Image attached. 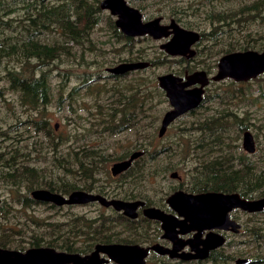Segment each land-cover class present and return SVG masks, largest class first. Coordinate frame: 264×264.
I'll use <instances>...</instances> for the list:
<instances>
[{
    "label": "trees",
    "instance_id": "obj_1",
    "mask_svg": "<svg viewBox=\"0 0 264 264\" xmlns=\"http://www.w3.org/2000/svg\"><path fill=\"white\" fill-rule=\"evenodd\" d=\"M100 0H0V102L5 104L6 97H3L1 91L14 92L16 94L12 100H8L10 112L14 106L20 110L25 108H36L37 115L27 119L28 123L35 129L41 130L43 137L36 135L37 139L31 142H26L20 136V140L13 139L11 146L3 143L2 140L10 139L8 137L7 128H11V124L7 127L0 126V182L8 186L11 193V201L4 205L6 209L13 207L24 211L25 208L32 204L29 192L34 189H47L56 193H67L76 188H85L93 183V179L97 170H101L104 176L108 175V171L102 168L107 157L113 154L103 153L105 150H100L91 147L83 146L79 151L72 153H62L59 146L64 143L66 136L64 133L58 132L54 134L49 127V121L52 118L47 114L49 108H54L56 113L62 110L63 102V84L67 80V76L71 72V65L82 64L77 56V50H82L86 45V37H91V29L100 20L98 3ZM211 0H198L193 6L187 5V10L198 11L203 8L206 13V18L211 15L217 17L218 21H226L227 18H232L236 14L251 15L255 20L258 17L264 18V0H256L250 4H246L237 11H215L208 10L206 5ZM176 6V5H174ZM172 7L170 11L173 9ZM176 9L172 10L173 13ZM214 13V15H212ZM174 16V15H172ZM205 19V18H204ZM195 22H184L188 29H196ZM108 28L110 29L109 37L113 40L121 41V34L114 30L113 22L110 16L107 15ZM204 26V24H202ZM202 26V35H206V29ZM262 33L259 34L260 42L252 43L249 41L242 42L238 45L228 46L223 53L234 50L254 49L257 51L264 50V28H261ZM47 36L48 38L45 39ZM248 32L246 36L251 37ZM96 42V50H100V42ZM124 42V41H123ZM76 47V49H75ZM69 62L66 69H61L60 65L64 60ZM13 62L19 63V68L16 69ZM156 65V63H153ZM51 70H57L59 76L58 87H53L50 83ZM50 73V74H49ZM262 76V75H261ZM261 76L258 79H264ZM90 74L83 72L80 76V85L84 88L90 87L88 81ZM97 77V75H94ZM150 91L160 90L155 80H150ZM257 94H251L250 90L241 92L237 90L236 97L238 98V107L246 105L248 108L242 112H236L228 108H220L215 114H207L196 119L197 125L192 124L191 128L195 127L203 130H212L213 133H203L196 136L190 145L203 146H218L220 153L228 154L229 160L227 165L223 163L221 158L214 157L208 164L201 169L203 172L202 182L197 183L199 190L209 189L224 192H238L246 198H259L264 196V105L260 109L250 110L258 100L264 101V83L261 84ZM134 92L132 98V109L130 113L121 115L123 126L119 127H103L105 121L101 118L90 121L84 132L79 134L77 131L72 135L74 142L80 141L92 131L98 129L102 125L103 129L114 133L123 130L129 123L134 135V141L139 144L138 147H143L147 144L158 140L159 136L153 127V115L146 113L144 110L145 100L144 93L139 94V88L133 86ZM145 89V88H144ZM57 90L56 95L54 92ZM78 90V87H71L69 90V105L71 106L70 98ZM98 91V90H96ZM157 93V92H156ZM113 95V90L109 96ZM116 97H130L127 94H121L118 90L114 92ZM7 99V98H6ZM152 101L150 105L152 107ZM12 106V108H11ZM228 115L231 119L228 118ZM14 125L21 123L20 116H13ZM5 120L0 117V123ZM251 126L257 129V132L251 131ZM249 130L256 141V150L253 154L248 155L244 152H238L233 144V141H224L225 138L230 139L233 132H241ZM2 144V145H1ZM28 145L51 146L48 150L42 149L32 152ZM180 144H177V146ZM182 151H189L184 149ZM46 152V154H44ZM156 151L148 152L149 161H153ZM175 153L171 151V154ZM125 153L118 155L117 159L123 158ZM236 155V156H235ZM156 162V160L154 161ZM137 165L133 163L132 180L136 183H145L152 181L160 173H166L169 168H164L163 164L154 165ZM71 175L72 179H67L66 175ZM83 179V182L78 185L76 180ZM5 201V200H4ZM4 205L2 207H4ZM50 208H58L54 205H48ZM0 209H2L0 207ZM253 212L245 214L249 221L244 224V233L247 237L246 243L248 248L241 250L240 256L251 259L254 263L264 262V251L262 250V242H264V225L261 219H258L259 214ZM25 215L23 222L18 225L15 221H9L7 211L3 212L0 221V246L23 250L24 242H19L16 237L19 231L25 233L27 230H39V223L30 215ZM22 216V215H21ZM28 221L35 223L36 228L29 226ZM66 222L61 223L64 230L57 223L48 224L43 227L40 232H36L34 238L28 240V246H38L48 244L56 250H62L70 253L85 254L92 250L94 243L100 240L137 242L143 240L145 233L137 229L135 223L126 220L118 214L110 215L106 219L102 214L95 218H90L83 215L68 217ZM115 225L132 226L130 229L137 230L127 237L119 236L118 232L111 231L110 222ZM85 228H82V225ZM30 227V228H29ZM82 238V239H81ZM45 243V244H43ZM27 246V247H28ZM235 256H228L220 261L227 262L234 259Z\"/></svg>",
    "mask_w": 264,
    "mask_h": 264
},
{
    "label": "rangeland",
    "instance_id": "obj_2",
    "mask_svg": "<svg viewBox=\"0 0 264 264\" xmlns=\"http://www.w3.org/2000/svg\"><path fill=\"white\" fill-rule=\"evenodd\" d=\"M256 0H212L210 3L206 5V8L208 10L213 9L215 11H228L229 15L231 14V11H237L241 6H244L246 4H250ZM128 3L135 8H138L140 12L146 16V18H152L158 15L165 16V19L169 21L171 18V11L174 9H178L176 6L185 8L187 5L193 6L194 3H198V0H128ZM176 5V6H174ZM174 7L171 11L170 9ZM191 9V8H190ZM186 10L187 15L183 17V20L189 21H199L204 24V28L207 29V31H214L218 37H223L228 34L229 40L237 43L242 42H260L261 39H259V34L262 33L261 28H264V18H257L254 21L249 20L245 15L243 17L239 18L238 20L234 19V17L229 18L228 23H217L212 22L210 20H206V13L203 11V8H201L198 11H192V10ZM107 11L102 10L100 13V20L98 23L92 27L91 29V37L93 41L102 42L101 47L106 50H111L117 47V52L111 53L107 52L102 57H97V60H104L107 61L111 58H115L117 55L123 58H134L138 59L141 58V60H156L157 63L155 66L145 69V70H137L134 72H131L129 74L124 75L123 77L118 78H102L99 79L95 78L94 76L89 77L90 79V87L84 88L80 85V76L83 72L92 73V71H98L100 74H103V66L110 65L108 63H90L87 66H84L83 64H76L71 65V72L67 76V80L64 81L63 84V96H65V93L67 90H69L71 87L77 86L78 90L73 94V97L70 98L71 106L73 109L65 108L64 100L62 102V110L60 113H56L54 108H49L47 110V114L50 115L52 118H50V125H54L53 127H49V129L54 133H64L66 136L65 141L63 144L59 146V149L62 153L67 152L68 146H78L81 144H89V145H97L101 148L106 149V153L113 154L110 159H105L104 163H102V168L106 169L108 171L109 165L113 162V160L121 153L124 152V150L129 149L132 151L131 148H136L139 146L138 143L134 144V133L131 130V126L128 123V126L125 128V130H121L118 132L111 133L107 129H103L102 125L98 126V129L95 131H92L89 135H86L83 137L82 140L74 142L72 135L76 133V131L81 134L84 132V129L88 126V123L90 121L95 120L93 117L94 113L96 112L93 109V104L95 102H99L100 104H105L107 100L109 99V95L111 94V91L113 90V95L110 98H116L114 95L115 91H119L121 94H127L128 96H133L134 92H132L131 88L133 86L139 88V94L144 93V110L146 113H150L153 115L154 121H153V127L155 128V132L157 134V130L159 128V119L161 118L162 114L165 110H167L168 104L161 94V91L158 89V91H150L151 85L150 80L156 81V76L159 74H162L164 72L168 71H176L182 70L181 66L182 64L178 63L176 59L171 58L170 60H166L163 63L159 61L161 57H163V51L159 48V43L157 39H152L150 37H140L135 38L131 43L125 44L121 41H116L114 43L115 47H111L109 44H104V39L109 38L110 29L108 28L107 23ZM179 17L181 14H177ZM214 15V13L212 14ZM172 16V15H171ZM240 16V15H239ZM238 16V17H239ZM236 17V15H235ZM205 18V19H204ZM112 20V17H111ZM215 21V20H214ZM250 33L251 37L246 36L247 33ZM45 37V35H43ZM48 37L46 36L45 39ZM210 37H206L202 44L200 46H195L197 49L205 48V50H200L199 55L196 56L195 60L192 62V64L197 65L198 67H204V68H210L211 63L214 62V60L218 59L222 53L217 54L216 48L217 44L215 43L216 39L209 41ZM87 40H90V37H86ZM226 41L225 44L228 42ZM220 44V42L218 41ZM225 44L221 43L220 46H224ZM76 49V47H75ZM115 50V49H114ZM88 56V54H86ZM131 55H133L131 57ZM208 57V58H207ZM93 55L92 53L87 57V60H92ZM13 65L16 69L19 68V63L13 62ZM67 66V60L65 59L64 62L60 65L61 69H66ZM51 73V74H50ZM50 83L53 87H58L59 83V76L57 75V70H51L50 72ZM106 74V73H104ZM264 78V75L261 76ZM104 80V83L100 84L99 80ZM264 83V79H252L248 82H235L231 79H225L224 81L219 82H213L208 86V89L206 91L205 99L202 103V105L194 110L191 113L184 114L178 119H176L167 129L166 134L162 138H158V140L152 142L150 145V149H147L148 152L153 150V147L160 146H166L171 147V149H168L165 151V153H162L163 155L161 157H158L159 154H161V151L155 150L157 153L155 155V159L153 161H149L148 154L145 156V159H148V164L153 163L154 165L159 164H171L173 165V168L169 170L166 173H160L157 177L151 179L152 181H145L144 185L138 186L139 189L146 190L149 194H156V197H154L155 202H159L161 198L165 195L166 192L170 191V187L173 185H177L180 183V181H183V184L187 182V178L192 176L194 165L196 164V159H191V157H188L182 153L183 148H188L189 143L193 141L195 138V135L189 131L191 129L192 124L196 121L198 117L205 116L207 114H215L217 110L220 108H228L236 111V112H242L246 110L248 107L246 105H243L242 107H238V98L236 97L237 90L239 89L241 92L250 90L251 94H257L258 92L256 90L260 89V85ZM1 84V83H0ZM97 84H100L99 86L95 87ZM157 84V82H156ZM0 88L2 86L0 85ZM100 88V89H99ZM145 88V89H144ZM99 89V90H98ZM98 90V91H96ZM57 90L54 92V95H56ZM1 94L3 97H6L5 104L9 103V99L12 100V98L16 95L14 92H7L4 90L1 91ZM92 104L89 105L88 109H80L79 107L82 106L83 102H91ZM150 101H152V107L150 105ZM0 102V117H2L5 121L0 123L1 128L7 127V124H11V128H7L8 130V137L10 139L2 140L3 143H6L11 146L15 142L13 139L20 140V136L23 140L26 142H31L34 139H37V136L39 134L40 137H43V132L41 130L35 131V129L26 121L28 118H33L37 115L36 108H25V110H20L14 106L13 111H15V115L12 114V111L9 110V105H6ZM264 105L263 100H258L257 104H255L253 107L250 108V110H256L260 109V107ZM12 108V106H11ZM13 116H20L21 123L18 125L15 124V120ZM68 118V122L65 118ZM27 118V119H24ZM228 118L231 119V117L228 115ZM251 131L253 133L257 132V129L254 126H251ZM232 137L230 139L225 138V141H233V144L238 152H244L242 149V131L241 132H233ZM256 142V141H255ZM143 143H146L144 141ZM177 144H180V146H177ZM2 145V144H1ZM157 145V146H155ZM29 149L32 150V152L38 151L42 149L48 150L51 146H37L34 145L32 147L31 145H28ZM181 147V148H179ZM174 150L175 153L171 154V151ZM147 152V153H148ZM46 154V152L44 153ZM157 157V158H156ZM145 159H141L139 161H144ZM137 165H140L139 163ZM172 171H177L179 176L181 177V180L170 178L169 174ZM95 176L98 179V182H109L111 186L114 185L113 182H118L120 180L127 179L126 175L120 176L116 180H111L108 177H105L103 172L101 170H97L95 173ZM67 179H72L71 175H66ZM77 184L80 185L82 182L81 180H76ZM118 184V183H116ZM127 184L124 183V186ZM9 187L5 184L0 182V196L2 200H5L6 202L11 201V193L9 191ZM161 197V198H160ZM15 207V205H12ZM13 207L9 208L7 210L8 217L10 218L9 221H19L23 222L24 218H27L25 215L32 216L33 218L37 220H41L39 223V230L35 229L36 224L28 221V224L30 227L34 228L36 232H40V230L43 227H46L48 224H54L57 223L61 226L62 230H64L65 226L61 225V223L66 222L65 220L68 217L77 215H83L87 217H93L96 215L98 208L96 205H76L72 207H66L61 206L59 208H50L46 203L41 204H34L31 205V207L25 208L24 211L21 210H15ZM6 211V206L0 210V213ZM102 213V212H101ZM108 214V213H106ZM22 215V216H21ZM234 216L238 221L245 224L247 221H249V218L246 214H243L240 211H236L234 213ZM1 219V218H0ZM258 219H261L264 225V212L259 214ZM251 222V221H249ZM12 223V222H11ZM29 227V228H30ZM243 230V228H242ZM241 230V231H242ZM140 230H138L139 232ZM121 236L127 235V232L120 231ZM18 237V236H17ZM247 237L244 233V230L237 235H229L228 241L225 244V247L221 248L220 251L224 255L228 256H235L234 259L228 260L227 262L223 261H214L212 259L205 261L203 263H193V262H179L176 260H171V262H166L164 260H167L166 258L159 259L157 256L153 255L150 256L147 260V264H235L236 259L238 258H246L241 257L239 254L241 250H244L248 248L249 246L246 243ZM245 241V243H243ZM262 250L264 251V242H262ZM23 246L27 247L28 243L24 242ZM250 260V259H249ZM251 261L248 264H251ZM252 264H264V262L254 263L252 261Z\"/></svg>",
    "mask_w": 264,
    "mask_h": 264
},
{
    "label": "water",
    "instance_id": "obj_3",
    "mask_svg": "<svg viewBox=\"0 0 264 264\" xmlns=\"http://www.w3.org/2000/svg\"><path fill=\"white\" fill-rule=\"evenodd\" d=\"M98 6L101 10H106L115 17V26L125 34L132 36L148 34L154 39L166 38L169 34H172L167 42L160 45L161 49L171 55L185 54L186 52L194 54V50L190 49V46L198 40L199 34L197 32L184 29L176 23L168 26L161 25L160 18L144 22L141 12L137 8L129 6L126 0H100ZM169 28L171 30H168ZM149 65L150 62L148 61L119 63L107 71L120 74L130 70L144 69ZM261 75H264V51L247 49L231 52L220 57L217 74L213 76V80L228 77L241 82L255 79ZM158 81L159 86L166 91V96L172 106V109L165 112L161 120L158 131V136L161 137L174 119L200 104L203 86L207 83V78L204 72L196 71L188 76L187 81L184 83L172 74L161 75L158 77ZM194 83H200V86L186 90V87ZM242 147L248 153H254L256 150L253 135L249 130L243 133ZM141 154L142 151L137 150L131 153L128 159L112 163L109 167L110 173L115 175L128 169L132 161ZM176 176V172L171 173V177ZM29 195L34 200L51 202L55 205L77 204L96 200L102 205L112 206L117 211L123 210L126 215L131 217L136 215L137 205L143 203L142 201L106 200L100 195L80 190L71 191L67 196H64L47 189H34L29 192ZM166 202L177 212L178 216L181 217L180 219L166 215L163 211L154 207L144 209V214L149 218L159 220L161 228L165 232L163 237L170 238L172 241L174 240L172 235L176 226L184 228V230L179 231L181 233L196 231L193 238L188 242H195L196 247H192V249L196 253L200 252V254L179 252L181 248L176 242L171 248L160 245L143 247L138 244H99L95 245L90 253L84 255L56 251L50 247H29L23 251L0 248V264H103L107 261H112L115 264H145L149 249L161 255H168L170 258H204L208 255L210 249L225 243V237L212 232V230L238 232L241 228L237 221L230 218V212L233 209L239 208L247 213L264 211V196L246 198L239 193L205 192L188 194L176 191L166 199ZM204 230L210 232L204 239L200 240V235ZM199 245H202V247H197ZM100 253L106 255V258L100 257ZM249 262V258H238L235 264H248Z\"/></svg>",
    "mask_w": 264,
    "mask_h": 264
},
{
    "label": "flooded vegetation",
    "instance_id": "obj_4",
    "mask_svg": "<svg viewBox=\"0 0 264 264\" xmlns=\"http://www.w3.org/2000/svg\"><path fill=\"white\" fill-rule=\"evenodd\" d=\"M126 2H127V4L129 6H132V5H130L128 3V0H126ZM132 7H134V6H132ZM176 7L178 9H176L173 13L171 12V15H174V16L170 15L171 18L169 19V21H167L165 19V16L158 15V16H155V17H152V18H146L145 15H143L142 13L141 14H142V20L144 22L145 21H149V20H153V19H156V18H160L159 22H160L161 25L168 26V25H170L172 23L173 24L176 23V24H178L180 27H182L184 29L193 30V31H195V32H197L199 34L198 40H196L190 46V49L194 50V54L186 52L185 54L171 55V54L166 53L163 49H161L160 45L162 43L167 42L172 37V34H169V36L166 37V38L162 37V38L157 39L158 41H160L159 48L161 49V51H163V57H161L159 59V61L163 63L167 59L170 60L171 58H174V59L177 60L178 63L182 64V66H181L182 70H179L178 72H176V71H168V72H164L162 74L157 75L156 76V82H157L158 86H159L158 77L161 76V75L172 74L174 77L180 79V82L184 83V82L187 81V77L190 76L192 73H194L196 71H202V72L205 73V76L207 78V83L203 86L202 100H201L200 104L197 107H195L194 109H191L188 112L184 113V114H188V113L193 112L194 110H196L197 108H199L202 105V103H203V101L205 99V95H206V91L208 89V86L211 83L224 81L225 79H231V78L227 77V78H224V79H221V80H213V76L217 74L218 62H219L220 57H222L223 55L229 54L231 52L241 51V50H234V51L225 52V53H223V51L230 45H238V44H241V43L228 41L229 40L228 34L226 36H223V37H218L216 35V33H214V31H207V29H206V35L203 36L202 32H201V28H202L203 25H202V22H199V21H195V23H194V25H196V27H195L196 29H188V28H186L185 25H184V22L188 21V20H183V17H185L187 15V12H186L187 6L185 8L179 7V6H176ZM179 13L181 14L180 17L177 15ZM245 16L249 20L251 18H253V16H251V15H245ZM111 17H112L113 25L115 26V24H114L115 17L110 15V18ZM241 17H243V15L238 13V14H236V17L234 16V19L238 20ZM258 18H260V17H258ZM206 20H210L212 22H217V23H221V22L228 23L229 17L227 18L226 21H218L217 17L215 16V21H214V18L211 17V15H210V16L207 17ZM114 30H116L117 32H119L121 34V37H120L121 42L124 41L125 44L131 43L135 38H140V37H150V38L154 39L153 37L149 36L148 34H144V35H141V36L140 35L139 36H132V35L125 34V33L121 32L116 26L114 27ZM168 30H171V29L169 28ZM207 36L210 37L209 41L213 40L214 38L216 39L215 43L217 44V48H216L217 54H220V53H222V54H221V56L218 59L214 60V62L211 63L210 68L198 67L197 65L192 64V62L195 60L196 56L199 55L200 50L204 51L205 48H202V49H198L197 48L196 49L195 46H200ZM103 41H104V44H109L111 47H115L114 46L115 41L113 40V37H109L108 39L106 38ZM218 41L220 42V44L221 43L225 44L226 41H228V42L224 46H220ZM85 43H86V45H85V47L82 50H77V54H78L77 56L79 57V60L81 61V63L84 66H87L90 63H94V64L96 63L97 64V63H100V62L101 63L110 64V65L103 66V69H102L103 74H100L98 71H92V73H89L90 77L94 76V75H97V77H95L97 79H99L100 77H102L103 79L107 78V77H111V78L112 77L113 78L123 77L124 75L129 74V73L134 72V71H137V70H145V69L147 70V69L155 66V65H153V63H157L156 60H149L148 62H150V65L147 68L130 70V71H126L125 73H120V74H113V73L108 72L107 70L109 68L119 64V63H130V62L147 61V60H141V58L128 59V58H123V57H120L119 55H117L112 60L110 58L107 61H104V60H100L99 61V60L96 59L97 57H102L107 52L115 53V52H117V47L114 48L115 50L114 49L106 50V49H103L101 47L102 42H100V50H96V45H97L96 42L92 41L91 39L90 40L86 39ZM262 51H264V50H262ZM91 53L93 55V59L92 60H87V57ZM86 54H88V56ZM190 54H192V55H190ZM132 56L133 55H131V57ZM68 65H69V62L67 61V66ZM104 73H106V74H104ZM105 76H107V77H105ZM103 79L99 80L100 84L104 83ZM231 80L235 81L234 79H231ZM251 80L252 79H250L248 81H251ZM248 81H241V82H248ZM89 82H90V80L87 83L88 85L90 84ZM235 82H237V81H235ZM100 84H97L95 87L99 86ZM199 86H200V83H194V84L189 85L188 87H186V90L192 89V88H195V87H199ZM75 87H77V86H75ZM159 88H160L161 94L165 98V100H166V102L168 104V107H169L167 110L164 111V113L162 114L161 118L159 119V121H160L159 123L161 124V120H162L165 112H167L169 109H172V106H171V104L169 102V99L166 96V91L163 90V88H161L160 86H159ZM69 90L66 91L65 96H63V100H64V103H65V108H68L69 110L70 109L74 110V108L72 106H70L69 103H68L69 102V95H68ZM110 97H112V96H109V99L107 100V102L105 104H100L99 102H95L93 104V109L96 111L94 113L93 117H98V118H101V120L105 121V124L103 125L104 128L107 127V126H110V127L119 126V127H121V126H123V121H121L120 116L124 115V114H127L126 111H128L130 113V111L132 109V103H131L132 102V98L131 97L110 98ZM91 104H92V101L91 102H83L82 106L79 107V108L80 109H88L89 105H91ZM184 114H182V115H184ZM182 115H180L179 117H181ZM179 117H177L176 119H178ZM65 119L68 122V118L66 117ZM95 119H97V118H95ZM176 119H174L168 125L167 129L169 128V126ZM160 124H159V128H160ZM196 125H197V122L195 121L194 126H196ZM125 126H128V123ZM159 128L157 130V134H158ZM167 129H166V131H167ZM123 130H125V128ZM166 131L163 134V136L166 134ZM189 131H191L195 135V137L198 136L199 134H203V133H213L212 130H203V129H198V128H195V127L191 128ZM244 131H246V130H244ZM244 131H242V137H243ZM163 136H161L159 138H162ZM253 138H254V136H253ZM224 141H225V139H224ZM254 141H255V139H254ZM146 145H149V144H146ZM241 145H242V142H241ZM255 145H256V142H255ZM83 146H91V147H95V148H97L99 150L101 149V147H99L97 145H89V144L84 145V144H81V145H78V146H68L66 153H69V152L72 153L73 151H76V150L79 151ZM155 146H157V145H155ZM178 146H180V145H178ZM157 148L158 147H153V150H151V151H155V150L161 151V154H159L158 157H161L163 155L162 153H165L166 150L171 149V147H166V146H160L159 149H157ZM179 148H181V147H179ZM129 149L124 150L123 153H125V155L123 156V158L117 159L118 157H116L113 160L112 163L128 159L130 157L131 153H133L134 151H137V150L142 151V154L139 155L136 159H134V161H132L131 166L128 169H126L124 171H120L119 173H117L115 175H112L110 173L109 167L112 164L111 163L109 165V167H108V175L105 176V177H108L111 180H116L120 176L126 175L127 179L120 180L118 182H113L114 185L111 186L109 184V182H98L97 177H94L93 183L88 185V186H86L85 188H76V189L70 190L67 193H64V194L60 193V194L64 195V196H67V194H69L71 191L80 190V191H83V192H86V193L100 195V196L104 197L106 200H119V201L121 200V201H125V202L142 201L143 202L142 204L137 205V207L135 209L136 215H134V217L126 215V213H124L123 210L117 211V210L113 209V207L110 206V205H102L96 200L86 201L84 203H77V204L55 205V204H53L51 202H43V201L36 200V199L34 200V199L31 198V200H32L31 204L34 205V204L46 203L47 205H54V206H56L58 208L61 207V206L72 207V206H76V205H96L97 208H98V211H97L95 216L90 217V218L93 219V218L97 217L99 214H102L104 216V218L106 219L110 215L118 214V216L124 217L126 220L135 223V225H137V229L138 230H140V231H143V229L146 230L144 234H140V236H144L143 240H141V241L130 242V240H128L126 242H119V241L108 242V241H106L104 239V240H100V241H97L96 243H94L93 246H92V250L94 249L95 245H99V244H101V245L102 244H113V243H118V244H138V245H141L143 247H150L152 245H160V246H163V247H166V248H171L173 246V244L176 242L181 248V249H179V252H184L186 254H189V253L190 254H194V253H196V251H193V249H192V247L193 248L196 247V243L195 242H188V240H191L193 238V236L196 233V231H189V232L187 231L185 233H181L179 231L180 230H184V228L176 226L174 228V233L172 235V238L174 240L172 241V239H170V238L163 237V234L165 232L161 228V222L159 220H157V219H153V218L147 217L144 214V209L151 208V207L158 208L161 211H163L166 215L178 217L180 219L181 217L178 216L177 212L175 210H173L166 202V199L170 195L175 193L176 191H182V192L188 193V194H199V193H205V192L238 193L236 191H234V192H224V191L209 190V189L199 190V187H197V183H201L202 182L203 172L201 171V169L204 168L208 164V161H211L214 157H217V158H221L223 163L227 165L228 160H229V155L228 154H224V153H220L218 151V149H219L218 146L190 145V146H188V148H183L182 150L189 149L188 152L187 151H182V153L184 155H186L188 157H191V159H196V164L194 165L192 176L188 177L187 178V182L185 184H183V181L181 180V177L179 176L178 172L177 171H172L171 173L176 172L177 176L176 177H171V173H170L169 174L170 178L179 179V180H181L180 183L177 184V185H173L172 184V186L169 189L170 191L166 192L165 195L162 198L160 197L161 200L159 202H155L154 201V197H156V194L147 193L146 190L144 189V187H142V189H139L138 186L144 185V183H136L135 184L133 182V180H132L133 163L137 162V164L139 163L140 165H147L149 162H148L147 158L145 159V156L148 154L147 153L148 152L147 149H150V146H145L144 145L143 147H136V148L134 147V148H131V149H133L132 151H130ZM242 149H243V147H242ZM172 151H174V150H172ZM243 151H244V153H246L248 155L253 154V153L246 152L244 149H243ZM103 153L104 154L106 153V149L103 151ZM123 153H121V154H123ZM148 156H150V155L148 154ZM110 157H107V158L110 159ZM141 159H145V162L144 161H139ZM169 165L173 166V165L168 163L166 165H163V167L164 168H169ZM169 170L170 169H168V171ZM81 182H83V179H81ZM116 183H118V184H116ZM124 183H126L127 185L124 186ZM4 204H5V201L2 200V198L0 196V207L3 208L2 206ZM7 210H9V209H6V211ZM15 210H18V209H15ZM236 211H240L243 214H245V211H242L239 208H235V209H233L230 212V218L235 220V221H237L241 225V228L239 229L238 232H233L231 230H219V229L212 230V232L218 233V234L222 235L223 237H225V243L223 245L219 246V247L210 249L209 252H208V255L206 257H204V258H198V257H196V258H180V257L170 258L168 255H161V254L149 249L148 256L145 259V264H147L148 258L150 256H153V255L157 256L159 259L166 258L167 260H164L166 262H171V260H176V261H179V262H193V263H203V262L208 261L210 259H212L214 261H220L219 258L224 259L225 257H228V255L222 254L220 249L225 247V244L228 241V236L229 235H237V234H240L244 230V224L241 223L240 221H238L236 219V217L234 216V213ZM106 213H108V214H106ZM2 214H3V212L0 213V215H2ZM7 215H8V212H7ZM0 218H1V216H0ZM0 221H3V218H1ZM15 222L18 225L21 222V220L15 221ZM110 225L112 226L111 231L118 232L119 236H121L120 235V231L127 232V235L121 236V237H125L126 239H130V237H127L128 235L137 232V230L134 231V229H130L132 226L115 225V223L113 221L110 222ZM81 227L85 228V225L83 224ZM242 228H243V230H242ZM209 232H210L209 230H204L201 233V235H200L201 238H199V239L200 240L204 239ZM35 233H36V230H34V231L27 230L25 233H21V231H19L18 234H17L18 237H16V239L19 242H21V241L22 242H28V240L30 238H34ZM173 236H175V237H173ZM243 243H245V241H243ZM43 244H45V243H43ZM29 247H50V248H53L52 246H50L48 244L38 245V246H28L26 248H29ZM197 247H202V245H199ZM0 248H8V247L0 246ZM8 249H14V248H8ZM25 249H23V250H25ZM15 250H18V249H15ZM23 250H20V251H23ZM56 251H62V250H56ZM91 251H89L88 253H90ZM88 253H85V254H88ZM196 254H200V252L196 253ZM80 255H84V254H80ZM99 256L106 258V255H104L102 253H100ZM103 264H115V263H113L112 261H107L106 263H103ZM251 264H252V261H251Z\"/></svg>",
    "mask_w": 264,
    "mask_h": 264
}]
</instances>
